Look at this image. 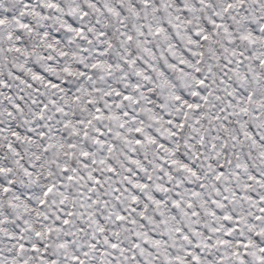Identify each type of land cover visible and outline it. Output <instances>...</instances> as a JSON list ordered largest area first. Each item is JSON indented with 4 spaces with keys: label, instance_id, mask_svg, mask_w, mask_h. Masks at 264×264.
<instances>
[{
    "label": "snow or ice",
    "instance_id": "1",
    "mask_svg": "<svg viewBox=\"0 0 264 264\" xmlns=\"http://www.w3.org/2000/svg\"><path fill=\"white\" fill-rule=\"evenodd\" d=\"M0 264H264V0H0Z\"/></svg>",
    "mask_w": 264,
    "mask_h": 264
}]
</instances>
